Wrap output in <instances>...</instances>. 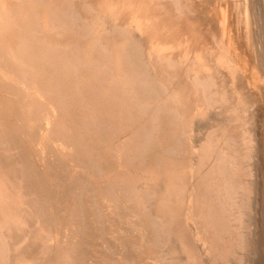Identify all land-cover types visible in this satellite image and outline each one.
<instances>
[{
  "label": "rangeland",
  "instance_id": "obj_1",
  "mask_svg": "<svg viewBox=\"0 0 264 264\" xmlns=\"http://www.w3.org/2000/svg\"><path fill=\"white\" fill-rule=\"evenodd\" d=\"M9 1H11V2H9ZM9 1H8V3H9V5H11L10 6L11 8L12 7L17 8L21 3L26 1L23 3V6L25 4V7H27V6L29 7V8L27 7V9H28L27 11L29 13H35V14L40 13L41 9L43 7H46V6H48L49 10L51 8H55L56 11L54 10V13H56L57 15L53 16V20L55 19V21H53V23L57 22V21L62 22L65 20L64 22H62V23L60 22V23L63 25L62 28H65V26L67 27V28L63 29L64 31L67 30V33L69 31V33L67 35L66 31H65V33H64V31L63 32L61 31L62 28L56 30V31L60 30V32H56L55 29L50 28L48 26L42 27L44 29L46 27V29L48 30V31L46 30V32H48V35L46 32H44V34L42 32L41 36H43L44 39H47V37L51 38V45L52 44L56 45L57 43H58L57 46L61 45L58 49V52L61 53V55L63 57H66L65 59L67 60L68 66L70 68L68 70H66L67 75L66 74L63 75V77L65 78L63 83L62 82L60 83V85L62 87H64L65 89L60 86L61 89L64 90V92H62L63 90H61V93L59 92L60 94L59 93L57 94L58 96L60 95L58 98V101L60 100L59 102L56 101L57 98H56V100H54V98H53L54 95L51 94V97H49V93L46 92L48 89H50V86H52V84H54V81L52 80L51 77H49L50 76L49 74L45 75L44 74L45 72L44 73L42 72L44 74L43 75V74H41V72H39V75L35 74L33 77L39 81V85H42V84L44 85V86H42L43 88H45V86H47L46 89H44L45 91H42V90L36 88V90H40V91H38V92L36 91L35 94L34 93L31 94L36 99V101L34 100L35 104L36 105L39 104L40 105V106L38 105L39 107L44 108V110L43 109L41 110V111H44L42 113L40 112V110H38L40 108H38L37 109L38 111H36V113L39 114L38 119L41 118L40 120H37L36 123H38V124L40 123L41 127L38 124H36V126L33 127L34 129H36L35 131L38 135V136L37 135L36 136L40 138V139L38 138L39 139L38 140L35 137V140H37L38 142L37 141L33 142V145H35L34 147L37 149V152L39 151L38 153L40 155H43L45 158H47V156L49 158H51V155L49 154L48 150L50 151V149L52 150V148L55 147V149L52 151L53 152L57 151L56 153L59 156L58 160H62L60 165L62 166V168H64V170H63V173L65 175V177H64L65 178V182H64L65 184L63 183L64 185H67L68 187H70L71 185H73V182H75V181L77 182L79 179L80 183L82 184V186H80V188L83 187V190H82L83 197H85L86 200L90 201L89 202L90 205H88V207H89L88 209L91 212H89V214H90L89 216H86L87 220H88V218H90L88 220V222L95 221L96 217L98 216L96 219V221L98 223L97 222H95V223H97V225H99V227H104L105 224H107V225H109L108 223L111 224V221L113 220L115 215L117 217L121 216V217H119V220L121 218L127 219V221H125V219L124 220L121 219L123 221L120 220V223L118 221L119 228H120V225H122V228L118 229L119 232L116 233V235H118L119 238L121 237L120 240H118V241H122V242H124L122 244H125V245L127 244L128 247L130 246L129 248H132L131 250H132L133 257L132 256H130V257L124 256L123 257L122 250L120 248L121 246L119 244L115 243L116 241H114L113 237L109 236V234H111V232L105 231L106 233L105 232L100 233V240H98L100 242V248L103 247L100 249L101 255L98 256L99 258L96 259L97 261L94 260L95 258L94 259L91 258L90 261L88 260L87 263L88 264H96L98 262L97 264H100V263L101 264H165V263L166 264H178V263L180 264L183 262V263H187V264H264V63H263L264 62V51H263L264 50V0H212V1H210V0H142V1L141 0H117V2H116V0H114V3L112 0H111L112 2L110 0L109 1L108 0H80V1L79 0H74V1L69 0V2H68V0H66V1L65 0H56V1L53 0L56 3H51L52 1H49V0H48L49 2H47V0L46 1L45 0L40 1V2H39V0H35L33 2V4L30 2V4L32 6H29L28 0H21V1L20 0H9ZM70 1H71V3L74 2V4L73 3L70 4ZM93 1H94V3H93ZM43 2H45L44 6H43ZM59 2H60V4H59ZM67 2H68V4H67ZM75 2L77 4L80 3L77 5L78 7L76 6ZM135 2H136L137 6H138L139 2H141V4L143 6H140L141 4H139V6L136 8ZM11 3H13V4H11ZM39 3L42 7L39 5ZM46 3H48L51 6L46 5ZM62 3H63V5H62ZM65 4H67V6ZM69 4L71 5V7H68V6H70ZM175 4H176V6L178 5L177 7L175 6L177 11L175 10V8L173 6ZM183 4H185L184 7H183ZM12 5H14V6H12ZM15 5H17V7ZM34 5L36 7H37V5L40 6L37 8L38 10L35 9V7H33ZM72 5H74L75 8H73ZM80 5H82L80 7V9L82 10V8H83L82 14H81V10L78 9ZM179 5H182V7H180ZM83 6L86 8V10ZM185 6H187V8ZM181 8L183 10H181ZM61 9L64 10L65 12L64 11L62 12ZM74 9H77L80 13L77 10L75 11ZM59 10H60V12H59ZM67 10H69V11H67ZM129 11L131 14L129 13ZM68 12H69V15H67ZM178 12H181L182 14L181 13L177 14ZM70 13L72 15H70ZM75 13H77V14H75ZM64 14L67 15L68 17L67 16L65 17ZM86 14H88V17ZM83 15H85V16H83ZM55 16H57V17H55ZM77 16H80V17L78 18ZM69 17H71V19H69ZM72 17H73V19H72ZM85 17H87V18H85ZM64 18H66V19H64ZM75 18H76V20H75ZM90 18H92L93 22ZM95 18L97 19V21L95 20ZM67 19L71 21V24H70V21L69 22L67 21ZM89 19L91 20V22L89 21ZM99 19H100V21H99ZM73 20H74L75 24H73ZM85 21L88 22L90 25L95 24L94 27L89 26V24H87ZM94 21H95V23H94ZM67 22L70 24V26H69V24H67ZM84 23H85V25H84ZM72 27H73V29H75L76 27L77 28L75 30H73ZM78 27H79V29H78ZM87 27L88 28L90 27V28L88 29ZM101 27L103 29H101ZM69 28H71V29H69ZM50 29H52V32L50 31ZM76 32L77 33L79 32L78 35ZM108 33H111V34H108ZM121 33H123V34H121ZM49 34H50V36H49ZM115 34H117L118 37ZM118 34L119 35L121 34L122 37H120L121 35L119 36ZM63 35H65V36H63ZM66 35L69 39L66 37ZM85 35H87V36H85ZM109 35H111L110 37L112 39L110 37L108 38ZM57 36H59V37H57ZM87 37H88V39H87ZM106 37H107V40L105 39ZM125 37H127V39ZM61 38H62V40L63 39L64 40L62 41ZM83 38H85V39H83ZM98 38L101 39L102 41L99 40ZM74 39H76V40L74 41ZM131 39H132V41H131ZM68 40L70 41V43ZM80 40H82L83 42L85 41V42L82 44V43H80V42H82ZM88 40H89V42H88ZM125 40H126V43H125ZM43 41H45V40H43ZM104 41H105V43H104ZM115 41H116V44H113ZM133 41H134V43L132 45L133 47H131L130 45L132 44ZM136 41H137V43H136ZM75 42H77L78 46ZM109 42H112V43H109ZM128 42H130L131 44L130 43L128 44ZM79 43L81 44L80 47H79ZM123 43H125V46ZM8 44H10V42H8ZM67 44L69 47L68 49L66 48L67 46L65 47V45H67ZM89 44H90V46H89ZM109 44H110V46H109ZM96 45H98V47H96ZM104 45H107V46H104ZM111 45H115V46H113L114 49H113V47L111 48ZM127 46H128V48H127ZM71 47H72V49H71ZM77 47H79V48H77ZM130 47L133 48L134 50L136 49L135 51H137V53L133 49H131ZM136 47L141 48V49H139L140 50L139 52H138V48H136ZM69 49H71V50H69ZM77 49H79V50H77ZM85 49L87 51H90L92 49L90 51V54L88 53L89 56L87 55V52ZM103 49L104 50L109 49V50L104 53V52H101V51H104ZM125 49L128 50V54H130V52H133L134 54L136 53L135 55H137V57L138 56L139 57H138V59L134 58L135 62H136V59H137V61L138 60L141 61V59H142L141 62L143 64L141 62L140 63L137 62L140 65V67L137 68V66H136L137 63H135L134 60H133V62H130V59L131 58L133 59V56H132L133 53H131V55L128 56V54H126L127 51ZM75 50H76V52H75ZM124 50H125V52H124ZM112 51H114L113 54H112ZM78 52H79V54H81L83 52H84V54H86V55L81 54L82 60H81L80 55H78ZM65 53H66V55H65ZM70 53H72V54H70ZM74 53H76V54H74ZM139 53H140V55H139ZM4 54H8V52H5ZM73 54H74V56H73ZM76 55H77V59L75 57ZM122 55H124L126 58L122 57ZM70 56H72V57L70 58ZM120 56H121V58H120ZM8 57H9V55H8ZM83 57H85V58H83ZM97 57L99 59H97ZM6 58H7V56H6ZM67 58H69V59H67ZM78 58L80 61L78 60ZM86 58L88 59L89 63L87 62ZM107 58L110 60V63H109V60ZM115 58H116V61H114ZM127 58L129 60H126ZM94 59H96V62L94 61ZM89 60H91V61H89ZM101 60H103L104 63ZM74 61H75V63H74ZM127 61H128V63H127ZM129 62L132 64V66L134 65V68H136V71H138L140 76L137 74V72H135V69L133 67H131V64H129ZM6 63L9 64V66L12 65V67L15 68V62H14L13 58L12 59L7 58ZM79 63L81 66L78 65ZM95 63H97V65ZM121 64L124 68L121 66ZM128 64L130 65L127 68L128 70H124L125 66ZM82 66H85V67L82 68ZM120 66L122 69L120 68ZM89 67L91 70H95V71H93L94 75H92L93 72L90 70L91 73L89 72L90 73L89 75H92L90 77H89V75H87L88 74L87 71H88ZM110 67H113V68H111L112 70H110ZM97 68H98V70H97ZM114 68L116 69V71H119V73L117 72L118 74L115 73L116 71H114ZM84 70L86 71V73L82 74L85 72ZM82 71H84V72H82ZM109 71H110V73H109ZM139 71H141V72H139ZM122 72H124V73L120 75V73H122ZM127 72H128V75H126ZM132 72L134 75L132 74ZM142 72H143V74H141ZM72 74H73V76H72ZM107 74H108V76H107ZM129 74H132L133 77L131 78L132 75L130 76ZM135 74H136L137 78H136ZM97 75H99V76H97ZM109 75H110V77H109ZM116 75L118 76V79H117ZM78 76H79V79H78ZM123 76L124 77L129 76V77H128V79H126V78H123ZM121 77L123 79H121ZM42 78L43 79L45 78V80H43ZM74 78H75V80H74ZM82 78L84 80L86 79V81H84V83H83ZM96 78L99 80H97ZM146 78H147V80H146ZM195 78L196 79L198 78L197 81H195V82H200V80L201 81L203 80L204 82H206L205 85L202 84V87L207 89V90L205 89L206 92L203 91L204 88L203 89H202V87L199 88V86H201V83H203V82H200L199 85L195 86L194 80H193ZM114 79H115V81H114ZM1 80H2V82H6L8 84L10 82H12V81H10V79L8 81L4 80V78L1 77V75H0V81ZM77 80H79V83L81 81V84H79ZM138 80L139 81L140 80H146V81H140L139 82ZM207 80H209V81H207ZM42 81L44 83H42ZM89 81H90V83H92L93 86L89 83ZM104 81H105V84L107 83L106 87L104 86L105 85ZM119 81H120V83H119ZM133 81H136L137 83L133 82ZM97 82L99 83V85ZM110 82H111L112 88H111V85L108 84ZM114 82H117V83H114ZM130 82H132V84ZM209 82H210V84L208 87L207 83H209ZM14 83H13V86H15ZM55 84H57V83L55 82ZM71 84L73 87L71 86ZM77 84L79 86H77ZM83 84H85V85L82 86ZM95 84L98 87H96ZM135 84H136V86H135ZM80 85H81V87H80ZM152 85L154 86V88L152 87ZM35 87L36 86H34L33 88L35 89ZM87 87H88V89H87ZM92 87H94V88H92ZM114 89L116 91H114ZM135 89H136V91H135ZM198 89H202V92H201V90H198ZM208 90H209V92H208ZM100 91H102V92H100ZM125 91H126V93H125ZM147 91H149V92H147ZM156 91H157V93L155 94ZM70 92H71V94H70ZM115 92H117V93H115ZM92 93H95V94H92ZM98 93H100V94H98ZM101 93H102V96H101ZM114 93L117 95L111 96ZM200 93H201V95H200ZM41 94L44 98L41 97ZM77 94L80 96V98L84 102H82L80 100V98ZM208 94L211 95L210 97H208L209 99L206 97V95H208ZM37 95H39V98ZM64 95H65V97H64ZM66 95H67V97H66ZM82 95L84 96V98L81 97ZM129 95H131V96H129ZM144 95L148 97L147 98L148 101L142 100L144 98L146 99V97ZM220 95H221V98H220ZM9 96H11V95H9ZM46 96L49 100L46 98V103H45L43 100L45 99ZM61 96H63V97L61 98ZM97 96H98V99H97ZM128 96H129V98H128ZM140 96H144V97H141L142 99H140L139 98ZM155 96H156V98H155ZM153 97H154V99H153ZM37 98L40 100H38ZM69 98L73 99V102H70L71 104L69 103V100H70ZM75 98H76V100H74ZM93 98H94V100H93ZM100 98H101V100H99ZM122 98L124 101L122 100ZM192 98H194V100ZM72 99L70 101H72ZM77 99H79L80 102ZM118 99H119V101H117ZM135 99H136V101H135ZM207 99L209 102L205 101ZM95 100H96V102H95ZM102 100L107 101L106 105L108 104L109 109L111 108L110 110L114 109V106L116 105L117 106L116 111L120 115L122 114V117L124 115L126 117L128 116L129 121L125 122V120H127V119H126V117H124L123 119H121L123 121H117V124H114L113 122H108L109 125H108V123H106L104 125L101 124V127H100V125L99 126L96 125V123L93 124V120L91 117L89 118L85 115L87 117L86 118L84 116L85 112L90 111V110L86 111V108L87 109L90 108L91 110H94V108L98 109L100 106L103 105V104L101 105ZM120 100H122V101L120 102ZM126 100H129V101L126 103ZM187 100H189V101H187ZM195 100H197V101H195ZM199 100L200 101L202 100V101L199 102V104H198ZM88 101L91 102L92 106L89 105L90 102H88ZM92 101H94V102H92ZM170 101L172 103H170ZM43 102H44V105H43ZM60 102L62 104H60ZM87 102H88V104H87ZM119 102L122 104L125 103L124 104L125 109H124V105L118 104ZM131 102H133V103H131ZM135 102H136V104H135ZM145 102H147V103H145ZM67 103H69V104H67ZM77 103H79L80 105ZM137 103L138 104L143 103V105L145 103L146 106H141L142 104L138 105ZM148 103H149V105H147ZM185 103H187L188 105ZM196 103L198 105H196ZM46 104L50 107L49 111L53 109V111H50L51 113L49 112L50 114L48 113V106L45 107ZM65 104L67 105L66 108L69 110H66V111L63 110V108L64 109H66V108H65V106L63 107L62 105H65ZM132 104H133V107H132ZM126 105H128V106H126ZM162 105L164 107L168 106L170 109H173V110H174V108L178 107L179 110L178 109L176 110V111H178V113H177L178 115H175L176 113H174V111L172 113L171 110H170L171 112L168 113L169 108L166 107L167 109H165V108H163ZM170 105H171V107H170ZM181 105H183L182 107L184 110L180 109V108H182ZM57 106L60 109H58ZM69 106L71 108L72 107L76 108L77 110L76 109L74 110L73 108L70 109ZM122 106H123V108L120 109ZM138 106L142 107V110H140V107H138ZM185 106H187V107L185 108ZM189 106H190V108H189ZM53 107H55V108H53ZM144 107H146V108L144 109ZM159 109H161V110H159ZM162 109L163 110L165 109V110L163 111ZM70 110H71V114H73V113L75 114V115L73 114L74 116L69 114ZM119 110H122V111L119 112ZM61 111L63 112V114ZM75 111H77V112L75 113ZM140 111H142V113ZM182 111L183 112L185 111V112L183 113ZM40 113H41V115H40ZM45 113H47L49 115H47ZM57 113H59L63 116H61V115L58 116ZM67 113H68V116H67ZM81 113H82V115H80ZM123 113H125V114H123ZM188 113L190 115H188ZM44 114L46 116H44ZM55 114L57 117L52 116ZM64 114H65V116H64ZM150 114H152V115H150ZM165 114H167V116H165ZM186 114H187V116H186ZM42 115L44 118H42ZM139 115H141V116H139ZM180 115H181V118H180ZM170 116H172V117H170ZM62 117H63V119H62ZM64 117H65V120H64ZM148 117H150V118H148ZM154 117H156V118L154 119ZM131 118H133V120ZM175 118H179V119H175ZM70 119H72V121H70ZM61 120H63V121H61ZM158 120H159V124H158ZM163 120H165V121L168 120V121H166L167 122L166 123ZM73 121H74V123H73ZM84 121L86 122V126H85ZM131 121H133V123ZM60 122L62 124H60V125L58 124L59 126H61V125L63 126L64 124L69 125L71 123L72 125L70 124L69 126L74 127L73 129L78 130L79 128H82V129H79V131H82V130L84 131L87 127V130H90L92 132L94 130V133H92L93 136L98 135L97 133L99 132L100 135L104 134L103 136H108V137H107V139H106V137L104 138V142L98 141V139L94 140V138H92L93 137L92 135L90 136V138L88 137V140H90V142H89V145H86V147H85L87 152L84 150V152L79 155V157H78L79 160H75L76 158L73 159V157L71 156V154H73V153L70 154L71 150H72V152H74V149L71 148L72 146H69V148H71V150H69V149H66L67 147L62 146L63 144H61L58 141H55V143L52 140L50 141L52 143L45 141L46 143L43 142V144L40 142L41 136L43 137V135H44L43 133L44 132L46 133V131L48 132V130H50L51 128H54L53 126H57V124L55 125V123H60ZM81 122H83L84 125ZM87 122H89V123H87ZM162 122H163V124H162ZM170 122H172V123H170ZM80 123H81V125H80ZM121 123L124 124L125 126L122 125ZM76 124H78V125H76ZM164 124H166L165 127H164ZM167 124L168 125L172 124L171 125L172 127L174 126V124H176V127H174V128H176L177 131L175 132L174 131L175 129L173 128V131H174L173 132L171 129L172 127L167 126ZM184 124H185V127H184ZM82 125H83V127H82ZM158 125L160 126L161 129L159 128ZM180 125H181V127H180ZM75 126H77V127H75ZM84 126H85V128H84ZM103 126H104V128H103ZM138 126L140 129L137 128ZM177 126H178V128H177ZM122 127H124V128H122ZM132 128H133V130H130V133H129V129H132ZM164 128H166V129L164 130ZM170 129L172 132L171 134L168 132V131H170ZM179 129H181L182 131L185 130L186 132L184 133ZM103 130H105V131H103ZM116 130H118V131H116ZM137 130H138V132H137ZM90 131L87 134V136H89V134H91ZM157 131H159V133ZM163 131H165L166 134H165V132L163 133ZM180 132H182V133H180ZM117 133H119V134H117ZM48 134L49 133H47L46 136H48ZM163 134L165 135V138H164ZM168 134L170 135V137H172V134H175L176 138H174L175 136L173 135V137L170 138L171 140H169ZM111 135L112 136L114 135V136L112 137ZM153 135H154V137H153ZM185 135H186V137H185ZM109 136H111V140L108 143L106 141L109 140ZM119 136L121 139L119 138ZM178 136H180V138H182V140H179L180 142H178V140L175 141V139H180ZM48 137L46 138V140L49 139ZM183 137L186 138L187 143L185 141V138H183ZM164 139L166 142L163 141ZM157 140L162 142V143L160 142L161 145L158 144L159 141H157ZM168 140L173 141V143L170 144V142ZM183 140L185 143L184 145H183ZM112 141H114V142L112 143ZM117 141L119 142V144ZM98 142H100L101 144ZM115 142H116V144H115ZM133 142H134V144H133ZM48 143H50V145H48ZM86 143H87V141H86ZM95 143H97V144H95ZM111 143H112V145H111ZM140 143H142V144H140ZM150 143H151V146H150ZM155 143L157 145H159L158 149L159 148H160V150L162 149L161 151L158 150L160 153L157 152V148L155 149L156 153H154V154L152 153V152H154V149H152L150 147H152V144H153V148H154V146L157 147V145ZM165 143H167L168 146L170 144V146L168 147ZM180 143L182 144L181 148L180 147L178 148V144L180 146ZM105 144L112 146L113 149L112 148L109 149L107 147L110 151L112 150V152L107 151L108 149H106ZM173 144L175 145V147L177 146L176 147L177 149L173 148V146H174ZM100 145H102V146H100ZM117 145H120V146L118 147ZM122 145L123 146L125 145V146L123 147ZM171 145L173 148L172 152H171V150H169V149H172ZM185 145H186V149L190 146L187 151H185L186 150L184 148ZM98 146H100V147H98ZM161 146H163V148H165V146H167V148H166L167 152ZM182 146H184V147L182 148ZM47 147H49V148H47ZM130 147H133V149L132 148L129 149ZM203 147L208 148L207 151H209L208 152L209 155L206 151H204L206 149H204ZM97 148L102 149L101 155H99L100 152L98 151ZM95 149H97V153H96ZM149 149L150 150L152 149V152H150ZM182 149H185V150H182ZM67 151H68V153H67ZM177 151H178V153H177ZM182 151H183V153H182ZM162 152H163V154H162ZM111 153H113L116 156H112L113 154H111ZM149 153H152L151 156H149L150 155ZM156 154H158V155L162 154L161 157L162 158L164 157V159H166V160H164L165 161V163H164L165 167L162 164L164 162V161H162L163 159L159 160L160 156L158 158V161L156 160V157L158 156ZM98 155L101 157H99ZM103 155H105V156H103ZM117 155H118V157H117ZM109 156H112V157H110V159H109L108 158ZM116 157H117V159H116ZM172 157L173 158L175 157L173 160L174 162L173 161L168 162L169 159ZM111 158H114L115 160L114 159L112 160ZM180 158L183 160V161L181 160L182 162L179 160ZM89 159H90V161H89ZM167 159H168V161H167ZM176 159H178V160H176ZM221 159H223V160L221 161ZM94 160L95 161L97 160L96 162H98V163H96ZM69 161H71V162H69ZM114 161H115L116 166H115V164H113ZM159 161H161V162H159ZM224 161H225V163H224ZM87 162L93 163V164H89V166H88ZM156 162H158V164ZM221 162H223L224 164ZM108 163H109V165H108ZM175 163H177V165H175ZM178 163H180L181 166L183 165V167H186V168H181L180 164H178ZM219 163H221L223 165H221ZM157 165H158V167H157ZM208 165H209V168H207ZM218 165H219V167H217ZM90 166H91V168H90ZM176 167H178V169H176ZM179 167L181 169L180 172L182 170L184 171L186 169L185 170L186 171L185 177H187L188 174H189L188 175L189 177H187L186 179L182 178L181 181L183 183L178 182V185H177L178 189L176 191L179 190V192L174 193V194H172L173 193L172 192V193H170L171 195H167L166 199H164L166 195L164 196L163 193L164 192L166 193V191L168 189V187H167L168 183L171 184V181L167 180V178H166L167 174H165L164 171H166V173L169 172V174L171 175L172 171L179 170ZM118 168H119V170H118ZM197 168H198V170H197ZM89 169H91V170H89ZM115 170H117V172ZM120 170H121V172H120ZM170 170H172V171H170ZM220 170H221V173L219 172ZM87 171H89L88 172V173H90L89 175H88ZM114 171H115V174L117 173L116 175L114 173H112ZM189 171L193 174V176H191ZM192 171L195 173H193ZM203 171H205V172H203ZM106 172L107 173L110 172L109 175H107ZM163 172H164V174H163ZM202 173H203V176H202ZM195 174L199 175L200 177L197 178V176H195ZM105 175H107V176H105ZM181 175H183V173H181ZM76 177H77V179H76ZM81 177H83V178H81ZM105 177H106V179H105ZM120 177H122V178H120ZM130 177H132V178H130ZM203 177H204V180L207 179L209 182L208 183L205 180V182L207 184L206 187H210V188L206 189L205 186H203V188H202L201 184L205 185V183L203 181L201 182V180H203ZM69 178H70V181H69ZM73 179H76V180H73ZM83 179H84V182H83ZM128 179H131V180L127 181ZM225 179H227V180H225ZM185 180L187 183L185 182ZM112 181L113 182L115 181V182L122 184L123 187L129 186L128 187L129 190H127V191L122 190L119 185H117V187H116V190L117 191L119 190L118 192L123 193V195L121 197L124 198L126 196V198H125L126 202L124 201L122 203L121 207L118 206L120 209L119 208L117 209L116 208L117 206L115 207L113 202L108 200V198L105 197V193H103V194L101 193L102 187L105 186V184L107 186V184L109 182H112ZM193 181L198 182L197 185ZM121 182H123V183H121ZM199 182H201V184ZM227 182H230L229 184H231V185H229ZM128 183H129V185H128ZM210 183H211V185L213 184L212 185L213 187L210 186ZM194 186H196L197 188ZM231 186L233 187L234 190L232 189ZM86 187H87V189L89 188L88 189L89 191L86 189ZM204 187L207 191L204 189ZM226 187L229 189H225ZM98 188H100L101 190H98ZM165 188H166V191H165ZM160 190H162V191H160ZM76 191L78 194L79 190H77V188H76ZM157 191L159 193L161 192L160 193L161 195ZM176 191H174V192H176ZM86 192H88V193H86ZM127 192H129V193H127ZM132 193H134V194H132ZM201 193L207 194V195L206 196L202 195V197H203L202 198ZM85 194H86V196H85ZM126 194H128V195H126ZM194 194L197 196L195 197ZM87 195H90L89 198ZM135 195H137L138 197H136ZM98 196H99V198H98ZM163 196H164V198H163ZM169 196H171V197H169ZM92 197H94V198H92ZM206 198L208 199V201L205 203V205L207 203L209 205L212 201V203H211L212 205L211 206L209 205L207 208H206L207 205L205 206L203 204L204 203L203 201H205ZM98 199H99V202H98ZM128 199H131V200L134 199V201H132V202L130 200L127 201ZM162 199L165 200L164 202L168 201L167 203H170V205H171L170 206L171 209H169L170 211L168 210V207H167V210L165 209L166 211L161 210L158 203L161 202ZM171 199H172V201H171ZM197 199L201 203L203 202L202 203L203 208H205L204 211H203V208L201 206H198V205H201V203L198 202ZM80 200H81V197H80ZM96 201H97V204L94 207H92L94 205V203H96ZM91 202H92V204H91ZM134 202L136 203V206H135ZM219 202H221V203L219 204ZM107 203H109L108 206H107ZM16 204H18V203L16 202L14 205H16ZM177 205H179L178 208H180V209H182V211H184L183 212L184 214L181 217L182 220H180V217H179V221H178L179 225L178 226H176L177 225L175 223L176 220L173 219V216L175 214H178L177 212H179V210H180V209H176ZM112 206H114V207H112ZM129 206H130V208H128ZM134 206H135L136 211L139 209L138 212H136V213H133L135 211L132 210L134 208ZM99 207H101V208H99ZM197 207H198V209H197ZM199 207H201V208L199 209ZM156 208L158 209V211ZM110 209H111V211H110ZM115 209H116L115 213L117 212L116 214L114 213ZM125 209L126 210L129 209V210L127 212L125 211L126 214L123 215L122 213L124 212ZM162 209H164V208H162ZM209 209L211 211L212 210L213 211L210 212ZM97 210L100 212H98ZM173 210L175 212L176 211L177 212L175 213ZM129 211H131L132 215L130 214ZM182 211L180 210V212H182ZM197 211H198V213L200 211L202 213L198 215V213L196 214ZM221 211H223V212H221ZM139 212H140V214H139ZM180 212H179V214H180ZM210 213L214 214V216L211 214L212 217L210 216V218H209L207 216V214L210 215ZM172 214H174V215L172 216ZM140 215H142V216H140ZM215 215H217V216H215ZM101 216L103 218L100 221ZM131 216H133L134 218H132ZM144 216H145V218H144ZM159 216H160V218H159ZM206 216L208 218H206ZM109 217H111V218H109ZM141 217L145 220V222L147 224V225H145L142 223L145 228L141 224L139 225V223L142 222ZM215 217H217V218H215ZM92 218L94 220H92ZM204 218H206V221L203 220ZM225 219H226V221H224ZM103 220H105V221L103 222ZM138 221H139V223H138ZM173 221H174V223H173ZM180 221H181V223H180ZM113 222H114V220L112 221V223ZM127 223H128V226L126 227ZM150 223H152V224H150ZM173 225H174V227H173ZM123 226H124V228H123ZM137 226H138V228H137ZM222 226L224 227V229L227 226H229V227H227L224 230ZM169 227L170 228L173 227L174 229L171 230L172 228L170 229ZM203 227H205V228L207 227L208 229L206 228L207 229L206 230ZM215 227H216V229H215ZM146 228H147V230H146ZM112 230H110V231H112ZM148 230H150V231L147 232ZM182 232H183V234L181 235ZM34 235H35V237L33 236L34 238L32 237L29 241L27 240V245L28 244L32 245L34 243L38 244L39 241H41V239H39L40 237L36 236L37 234H34ZM105 236H106V239H105ZM161 237H162V239H161ZM107 238L109 239V241L107 240ZM215 238H216V240H215ZM110 239H111V241H110ZM105 241L106 242L108 241V243H106ZM103 242H105L106 244L105 243L102 244ZM111 242H113L112 245H109ZM89 246H90V244H89ZM120 250H121V254L119 255ZM103 251H105V252H103ZM102 257H104V258H102ZM127 258H129V260ZM67 259L68 258H65L63 260L66 261ZM114 260H115V262H114ZM29 261H31V260L26 261L25 264H30L32 262V261L31 262H29ZM107 261H109V262H107Z\"/></svg>",
  "mask_w": 264,
  "mask_h": 264
},
{
  "label": "bare ground",
  "instance_id": "obj_2",
  "mask_svg": "<svg viewBox=\"0 0 264 264\" xmlns=\"http://www.w3.org/2000/svg\"><path fill=\"white\" fill-rule=\"evenodd\" d=\"M8 1L9 0H0V75H1V77H3L4 78V80H6V81H8L9 79H10V81H12L14 84H15V86H13V83L12 82H10L9 84L8 83H6V82H2V80L0 81V264H25V262L26 261H28V260H31V261H29V262H31L30 264H88L87 262H88V260L90 261V259L91 258H95L94 260H96L97 258H99L98 256L99 255H101L100 254V252H101V248H103V247H101L100 248V242L98 241V240H100V233H104L105 231L106 232H111V234H109V236L110 237H113V239H114V241H116L115 243H117V244H119L121 247V250H122V255H123V257L124 256H128V257H130V256H132L133 257V255H132V248H129L128 247V245L126 244H122V243H124V242H122V241H118V240H120V238H119V236L118 235H116V233H118L119 231H118V229H120V228H122V225H120V228H119V225H118V221H119V223H120V220L121 219H123V218H121L120 220H119V217H121V216H119V217H117L115 214L117 213H115V211H116V209L114 210V215H115V217L113 218V220H114V222L112 223V221H111V224L110 223H108L109 225H107V224H105V226L104 227H99V225H97V221H96V219H97V217H96V219H95V221H92V222H88V220L90 219V218H88V220H87V218H86V216H89L90 214H89V212H91L88 208V205H90V201H88V200H86L85 199V197H83V194H82V190H83V187H81L80 188V186H82V184L80 183V181H79V179H78V181L76 182H73V185H71L70 187H68L67 185H64L65 183V175H64V173H63V170H64V168H62V166L60 165V163H61V161L62 160H58L59 159V156H58V154L56 153L57 151H52V150H54L55 149V147L54 148H52V150L50 149V151L48 150V152H49V154L51 155V158H49L48 156H47V158H45L43 155H40L38 152H37V149L34 147L35 145H33V142L34 141H37V140H35V137L38 139L39 137H37L38 135H37V133H36V129H34L33 127L34 126H36V124H38V123H36V121L37 120H40L41 118H39L38 119V113H36V111H38V110H40V112L42 113V112H44V111H41L42 109L44 110V108H41V107H39L38 105H36L35 104V102H34V100L36 101V99H35V97L34 96H32L31 94H35V92L37 91H40V90H42V91H45L44 89H46V87L47 86H45V88H43L42 86H44L43 84L42 85H39V81L37 80V79H35V78H33L34 77V75L36 74H38L39 75V72H41V74H43L44 72V74L45 75H47V74H49L48 76L49 77H51L52 78V80L54 81V84H52V86H50V89H48L46 92H48L49 93V97H51V94L52 95H54V100H56V98H57V102H59L58 101V98H59V96L57 95L59 92L61 93V90H63V89H61V85H60V83L62 82L63 83V81H64V77H63V75L64 74H66V70H68L70 67L68 66V63H67V60L65 59L66 57H63L62 55H61V53H59L58 52V49H59V47L61 46V45H59V46H57L58 45V43L56 44V45H51V38H49V37H47V39H44V37L43 36H41L42 35V32H43V34H44V32H46V27H45V29L44 28H42V27H44V26H48V27H50V28H53V29H55V31L57 30V29H60V28H62L63 27V25L61 24L62 22H64V21H60V22H54L53 23V21H55V19L53 20V16L54 15H57L56 13H54V10H55V8H51L50 10H49V8H48V6H46V7H43L42 9H41V11H40V13H38V14H35V13H29L27 10V7H25V4H24V6H23V3L24 2H26V1H24L23 3H19L20 5L17 7V5H15L17 8H15V7H10L11 5H9V3H8ZM21 1V0H20ZM29 2V6H32L31 4H30V2L33 4V2L35 1V0H28ZM40 1H44V0H39V2ZM46 1V0H45ZM49 1H52L51 3H56L55 1H53V0H49ZM48 0H47V2H49ZM66 1V0H65ZM74 1V0H73ZM80 1V0H79ZM109 1V0H108ZM107 1V2H108ZM111 1V0H110ZM113 1V3H114V0H112ZM111 1V2H112ZM142 1V0H141ZM210 1H212V0H210ZM9 2H11V1H9ZM37 2V1H36ZM35 2V3H36ZM63 2V1H62ZM68 2H69V0H68ZM68 2H67V4H68ZM106 2V3H107ZM116 2H117V0H116ZM137 2V1H136ZM136 2H135V5H136ZM168 2V1H167ZM175 2V1H174ZM44 3L45 2H43V6H44ZM66 3V2H65ZM73 4H74V2H72ZM71 3V1H70V4H72ZM76 3V2H75ZM82 3V2H81ZM84 3V2H83ZM93 3H94V1H93ZM109 3V2H108ZM132 3V2H131ZM134 3V2H133ZM138 3V2H137ZM145 3V2H144ZM171 3V2H170ZM11 4H13V3H11ZM38 4V3H37ZM59 4H60V2H59ZM67 4H65L66 6H67ZM69 4V5H70ZM78 4H80V3H78ZM77 3H76V6L78 5ZM139 4H141V2H139ZM139 4H138V6H139ZM177 4V3H176ZM176 4L175 5H173L174 6V8H175V10L177 11V9H176V7L178 6H176ZM39 5H40V3H39ZM46 5H49L48 3H46ZM62 5H63V3H62ZM113 5V4H112ZM171 5V4H170ZM184 5L185 4H183V7H184ZM254 5V4H253ZM12 6H14V5H12ZM41 6V5H40ZM40 6H38L37 5V7L34 5L33 7H35V9H37L38 7H40ZM49 6H51V5H49ZM73 6V8H75L74 7V5H72ZM82 5H80L79 6V8L78 9H80V7H81ZM137 5H136V8L138 7ZM140 6H143L142 4L140 5ZM176 6V7H175ZM180 7H182V5H179ZM42 7V6H41ZM59 7V6H58ZM62 7V6H61ZM68 7H71V5L70 6H68ZM78 7V6H77ZM84 7V6H83ZM186 8H187V6H185ZM14 8V9H13ZM29 8V7H28ZM60 8V7H59ZM85 8V7H84ZM66 9V8H65ZM144 9V8H143ZM185 9V8H184ZM190 9V8H189ZM38 10V9H37ZM62 10V9H61ZM70 10V9H69ZM69 10H67V11H69ZM75 11L77 10V9H74ZM81 10V9H80ZM85 10H86V8H85ZM137 10V9H136ZM169 10V9H168ZM179 10V9H178ZM181 10H183L182 8H181ZM186 10V9H185ZM56 11V10H55ZM64 10H62V12H63ZM72 11V10H71ZM74 11V12H75ZM78 11V10H77ZM82 11H83V8H82V10H81V14H82ZM165 11V10H164ZM34 12V11H33ZM59 12H60V10H59ZM58 12V13H59ZM65 12V11H64ZM79 12V11H78ZM167 12V11H166ZM185 12V11H184ZM193 12V11H192ZM72 13V12H71ZM70 13V15H72ZM80 13V12H79ZM129 13H130V11H129ZM128 13V14H129ZM165 13V12H164ZM179 13H181V12H178L177 14H179ZM75 14H77V13H75ZM80 14V15H81ZM85 14V13H84ZM131 14V13H130ZM160 14V13H159ZM182 14V13H181ZM180 14V15H181ZM184 14V13H183ZM59 15V14H58ZM67 15H69V12H68V14ZM67 15H65L64 14V16L66 17ZM87 15V17H88V14H86ZM76 16V15H75ZM83 16H85V15H83ZM93 16V15H92ZM179 16V15H178ZM55 17H57V16H55ZM68 17V16H67ZM78 18L80 17V16H77ZM87 17H85V18H87ZM97 17V16H96ZM146 17V16H145ZM188 18V17H187ZM62 19V18H61ZM64 19H66V18H64ZM69 19H71V17H69ZM72 19H73V17H72ZM91 20H92V18H90ZM89 19V21L91 22V20ZM57 20V19H56ZM59 20V19H58ZM75 20H76V18H75ZM81 20V19H80ZM95 20L97 21V19L95 18ZM67 21L69 22L70 20H68L67 19ZM99 21H100V19H99ZM67 22V24H69ZM86 22V21H85ZM92 22H93V20H92ZM87 24H89L88 22H86ZM94 23H95V21H94ZM42 24V25H41ZM70 24H71V21H70ZM70 24H69V26H70ZM73 24H75L74 23V20H73ZM72 24V25H73ZM187 24V23H186ZM65 25V24H64ZM82 25V24H81ZM84 25H85V23H84ZM95 25V24H94ZM94 25H90L89 24V26H93L94 27ZM68 26V27H69ZM79 26V25H78ZM83 26V25H82ZM88 26V25H87ZM65 28H67L66 26H65ZM65 28H62L61 29V31L63 32L64 30L63 29H65ZM77 28V27H76ZM75 28V29H76ZM83 28V27H82ZM88 28V27H87ZM90 28V27H89ZM88 28V29H89ZM92 28V27H91ZM69 29H71V28H69ZM72 29H73V27H72ZM75 29H73V30H75ZM78 29H79V27H78ZM93 29V28H92ZM101 29H103L102 27H101ZM100 29V30H101ZM113 29V28H112ZM42 30V31H41ZM91 30V29H90ZM48 31V30H47ZM50 31L52 32V29H50ZM66 31V34L68 35V33H69V31H68V33H67V30H65ZM65 31H64V33H65ZM80 31V30H79ZM118 31V30H117ZM56 32H60V30L59 31H56ZM71 32V31H70ZM186 32V31H185ZM47 33V35H48V32H46ZM77 33V32H76ZM79 33V32H78ZM78 33H77V35H78ZM81 33V32H80ZM115 33V32H114ZM61 34V33H60ZM87 34V33H86ZM90 34V33H89ZM108 34H111V33H108ZM113 34V33H112ZM121 34H123V33H121ZM120 34V35H121ZM67 35H66V37H67ZM80 35V34H79ZM97 35V34H96ZM116 36H117V34H115ZM114 35V36H115ZM119 35V34H118ZM119 35V36H120ZM49 36H50V34H49ZM60 36V35H59ZM59 36H57V37H59ZM63 36H65V35H63ZM62 36V37H63ZM72 36V35H71ZM83 36V35H82ZM85 36H87V35H85ZM84 36V37H85ZM111 35H109L108 36V38L110 37ZM56 37V38H57ZM75 37V36H74ZM79 37V36H78ZM81 37V36H80ZM94 37V36H93ZM96 37V36H95ZM98 37V36H97ZM100 37V36H99ZM118 37V36H117ZM120 37H122V35L120 36ZM65 38V37H64ZM68 38V37H67ZM111 38V37H110ZM115 38V37H114ZM126 39H127V37H125ZM54 39V38H53ZM69 39V38H68ZM83 39H85V38H83ZM87 39H88V37H87ZM86 39V40H87ZM90 39V38H89ZM92 39V38H91ZM99 39V38H98ZM106 40H107V37L105 38ZM112 39V38H111ZM43 40H45V41H43ZM57 40V39H56ZM61 40H62V38H61ZM64 40V39H63ZM62 40V41H63ZM76 39H74V41H75ZM99 40H101V39H99ZM104 40V39H103ZM10 42V44H8V42ZM67 41V40H66ZM65 41V42H66ZM69 41V40H68ZM80 41H82V40H80ZM102 41V40H101ZM131 41H132V39H131ZM135 41V40H134ZM134 41L132 42V44L130 43V42H128V44L130 43L131 45V47H133L132 45H133V43H134ZM221 41V40H220ZM7 42V43H6ZM57 42V41H56ZM85 42V41H84ZM83 41L82 42H80V43H84ZM87 42V41H86ZM88 42H89V40H88ZM107 42V41H106ZM69 43H70V41H69ZM68 43V44H69ZM76 44H77V42H75ZM79 43V47H80V44ZM92 43V42H91ZM90 43V44H91ZM104 43H105V41H104ZM109 43H112V42H109ZM125 43H126V40H125ZM125 43H123L124 44V46H125ZM136 43H137V41H136ZM66 44V43H65ZM68 44L67 45H65V47L68 49L69 47H68ZM75 44V45H76ZM90 44H89V46H90ZM98 44V43H97ZM113 44H116V41L113 43ZM127 44V45H128ZM72 45V44H71ZM74 45V46H75ZM92 45V44H91ZM94 45V44H93ZM99 45V44H98ZM98 45H96V47H98ZM219 45V44H218ZM77 46H78V44H77ZM87 46V45H86ZM104 46H107V45H104ZM103 46V47H104ZM109 46H110V44H109ZM113 46H115V45H111V48L113 47ZM263 46V45H262ZM64 47V48H65ZM73 47V46H72ZM72 47H71V49H72ZM79 47H77V48H79ZM93 47V46H92ZM130 47V48H131ZM75 48V47H74ZM73 48V49H74ZM90 48V47H89ZM105 48V47H104ZM110 48V47H109ZM127 48H128V46H127ZM136 48H138V47H136ZM71 49H69V50H71ZM95 49V48H94ZM113 49H114V47H113ZM131 49H133V48H131ZM139 49H141V48H138V52L140 51ZM62 50V49H61ZM77 50H79V49H77ZM86 50V49H85ZM92 50V49H91ZM90 50V51H91ZM96 50V49H95ZM101 50V49H100ZM104 50V49H103ZM109 50V49H108ZM107 49L106 50H104V51H101V52H106V51H108ZM126 50V49H125ZM125 50H124V52H125ZM134 50V49H133ZM136 50V49H135ZM134 50V51H135ZM83 51V50H82ZM90 51H87L86 50V52H87V55H88V53L90 54ZM117 51V50H116ZM127 52H126V54H128V50H126ZM214 51V50H213ZM264 51V50H263ZM5 52H8V54H4ZM62 52V51H61ZM75 52H76V50H75ZM96 52V51H95ZM110 52V51H109ZM136 53H137V51H135ZM232 52V51H231ZM63 53V52H62ZM67 53V52H66ZM66 53H65V55H66ZM73 53V52H72ZM72 53H70V54H72ZM81 53V52H80ZM97 53V52H96ZM114 53V51H112V54ZM131 53H133V52H130V54H128V56H130L131 55ZM135 53V54H136ZM262 53V52H261ZM68 54V53H67ZM74 54H76V53H74ZM74 54H73V56H74ZM81 54H84V52L83 53H81ZM81 54H79V52H78V55H80V57H81V60H82V56H81ZM93 54V53H92ZM109 54V53H108ZM122 54V53H121ZM125 54V55H126ZM134 53H133V59L131 58L130 59V62H133V60H134V62H135V59L134 58H137L138 59V57H137V55H135ZM257 54V53H256ZM8 55H9V57H8ZM84 55H86V54H84ZM100 55V54H99ZM105 55V54H104ZM107 55V54H106ZM120 55V54H119ZM139 55H140V53H139ZM6 56H7V58L8 59H14V62H15V68L14 67H12V65L11 66H9V64H7L6 63ZM68 56V55H67ZM89 56V55H88ZM94 56V55H93ZM109 56V55H108ZM112 56V55H111ZM131 56V57H132ZM72 56H70V58H71ZM76 57V59H77V55L75 56ZM79 57V56H78ZM86 57V56H85ZM85 57H83V58H85ZM99 57V56H98ZM97 57V59H99ZM102 57V56H101ZM122 57H124V58H126L124 55H122ZM95 58V57H94ZM117 58V57H116ZM116 58H115V60L114 61H116ZM120 58H121V56H120ZM67 59H69V58H67ZM87 59V58H86ZM102 59V58H101ZM105 59V58H104ZM108 59V58H107ZM137 59H136V62L135 63H137V62H141L142 61V59H141V61H137ZM140 59V58H139ZM78 60H79V58H78ZM85 60V59H84ZM83 60V61H84ZM106 60V59H105ZM109 60V59H108ZM125 60V59H124ZM123 60V61H124ZM126 60H129L128 58L126 59ZM192 60V59H191ZM80 61V60H79ZM89 61H91V60H89ZM94 61L96 62V59H94ZM102 62H103V60H101ZM112 61V60H111ZM158 61V60H157ZM77 62V61H76ZM87 62H88V59H87ZM98 62V61H97ZM129 62V64H131ZM170 62V61H169ZM168 62V63H169ZM74 63H75V61H74ZM89 63V62H88ZM104 63V62H103ZM107 63V62H106ZM109 63H110V60H109ZM112 63V62H111ZM127 63H128V61H127ZM134 63V64H135ZM142 63V62H141ZM156 63V62H155ZM171 63V62H170ZM264 63V62H263ZM83 64V63H82ZM96 65H97V63H95ZM124 64V63H123ZM124 65L125 66V69L124 70H128L127 68L130 66V65ZM143 64V63H142ZM78 65H80V63L78 64ZM85 65V64H84ZM87 65V64H86ZM89 65V64H88ZM91 65V64H90ZM17 66V67H16ZM71 66V65H70ZM81 66V65H80ZM108 66V65H107ZM121 66H122V64H121ZM121 66H120V68H121ZM137 68L138 67H140V65L137 63ZM77 67V66H76ZM75 67V68H76ZM83 67H85V66H82V68ZM92 67V66H91ZM101 67V66H100ZM114 67V66H113ZM113 67H110V70H112L111 68H113ZM116 67V66H115ZM123 67V66H122ZM131 67H133L134 68V65L132 66V64H131ZM229 67V66H228ZM66 68V69H65ZM74 68V67H73ZM81 68V69H82ZM93 68V67H92ZM95 68V67H94ZM102 68V67H101ZM124 68V67H123ZM145 68V67H144ZM86 69V68H85ZM103 69V68H102ZM101 69V70H102ZM109 69V68H108ZM122 69V68H121ZM132 69V68H131ZM135 69V72H137V74L139 75V73H138V71H136V68H134ZM161 69V68H160ZM169 69V68H168ZM90 67H89V69H88V74L87 75H89L91 72H90ZM97 70H98V68H97ZM119 70V69H118ZM133 70V69H132ZM131 70V71H132ZM138 70V69H137ZM141 70V69H140ZM143 70V69H142ZM72 71V70H71ZM85 71V70H84ZM84 71H82V72H84ZM92 72L93 71H95V70H91ZM107 71V70H106ZM114 71H116V69L114 68ZM144 71V70H143ZM160 71V70H159ZM43 72V73H42ZM80 72V71H79ZM90 72V73H89ZM98 72V71H97ZM119 73V71H116L115 73L116 74H118ZM134 72V73H135ZM139 72H141V71H139ZM146 72V71H145ZM162 72V71H161ZM160 72V73H161ZM166 72V71H165ZM169 72V71H168ZM74 73V72H73ZM86 73V71L84 72V73H82V74H85ZM104 73V72H103ZM109 73H110V71H109ZM124 72H122V73H120V75L121 74H123ZM147 73V72H146ZM43 74V75H44ZM80 74V73H79ZM81 74V75H82ZM102 74V73H101ZM132 74H133V72H132ZM132 74H129L130 76L132 75ZM141 74H143V72L141 73ZM176 74V73H175ZM67 75V74H66ZM92 75H94V72H93V74ZM92 75H89V77L90 76H92ZM125 75V74H124ZM126 75H128V72H127V74ZM134 75V74H133ZM133 75L131 76V78L133 77ZM148 75V74H147ZM72 76H73V74H72ZM97 76H99V75H97ZM107 76H108V74H107ZM113 76V75H112ZM117 76V75H116ZM115 76V77H116ZM135 76H136V74H135ZM140 76V75H139ZM41 77V76H40ZM83 77V76H82ZM109 77H110V75H109ZM129 77V76H128ZM128 77L126 76V77H124L123 76V78H126V79H128ZM67 78V77H66ZM70 78V77H69ZM72 78V77H71ZM98 78V77H97ZM96 78V79H97ZM100 78V77H99ZM108 78V77H107ZM122 77H121V79H123ZM136 78H137V76H136ZM148 78V77H147ZM147 78H146V80H147ZM214 78V77H213ZM35 79V80H34ZM41 79V78H40ZM43 79V78H42ZM73 79V78H72ZM78 79H79V76H78ZM88 79V78H87ZM117 79H118V76H117ZM141 79V78H140ZM145 79V78H144ZM196 79V78H195ZM195 79H193L194 80V84H195V86L196 85H199L200 84V82H203V83H201V86H199V88H201L202 87V84L203 85H205L206 84V82H204L203 80L201 81L200 80V82H195V81H197V79L195 80ZM200 79V78H199ZM43 80H45V78L43 79ZM74 80H75V78H74ZM82 80H83V83H84V81H86V79L84 80L83 78H82ZM97 80H99V79H97ZM146 80H140V81H146ZM171 80V79H170ZM58 81V82H57ZM72 81V80H71ZM78 81V83H79V80H77ZM88 81V80H87ZM114 81H115V79H114ZM122 81V80H121ZM127 81V80H126ZM139 81V80H138ZM139 81V82H140ZM207 81H209V80H207ZM38 84H37V83ZM50 82V81H49ZM55 82L57 83V84H55ZM68 82V81H67ZM76 82V81H75ZM100 82V81H99ZM107 82V81H106ZM109 82V81H108ZM133 82H136V81H133ZM12 83V84H11ZM42 83H44L43 81H42ZM52 83V82H51ZM86 83V82H85ZM89 83H90V81H89ZM94 83V82H93ZM98 83V82H97ZM114 83H117V82H114ZM119 83H120V81H119ZM131 84H132V82H130ZM137 83V82H136ZM150 83V82H149ZM148 83V84H149ZM193 83V82H192ZM191 83V84H192ZM197 83V84H196ZM11 84V85H10ZM48 84V83H47ZM76 84V83H75ZM79 84H81V81H80V83ZM87 84V83H86ZM91 85H92V83H90ZM104 84H105V81H104ZM107 84V83H106ZM106 84L104 85L105 87H106ZM108 84H110L111 85V82L110 83H108ZM126 84V83H125ZM153 84V83H152ZM209 84H210V82L209 83H207V86L209 87ZM212 84V83H211ZM66 85V84H65ZM74 85V84H73ZM85 84H83L82 86H84ZM96 85V84H95ZM98 85H99V83H98ZM34 86H36L35 87V89L33 88ZM49 86V85H48ZM61 86V87H60ZM70 86V85H69ZM71 86H72V84H71ZM77 86H79L78 84H77ZM93 86V85H92ZM102 86V85H101ZM103 86V87H104ZM114 86V85H113ZM130 86V85H129ZM135 86H136V84H135ZM68 87V86H67ZM73 87V86H72ZM80 87H81V85H80ZM86 87V86H85ZM96 87H98L97 85H96ZM108 87V86H107ZM117 87V86H116ZM132 87V86H131ZM130 87V88H131ZM152 87L154 88V86L152 85ZM36 88L37 89H40V90H36ZM62 88H64V87H62ZM71 88V87H70ZM92 88H94V87H92ZM101 88V87H100ZM111 88H112V85H111ZM134 88V87H133ZM204 87H202V89H203ZM65 89V88H64ZM86 89V88H85ZM87 89H88V87H87ZM104 89V88H103ZM106 89V88H105ZM202 89H198V90H201V92H202ZM206 88H204V90L203 91H205L206 92V90H205ZM90 90V89H89ZM101 90V89H100ZM87 91V90H86ZM114 91H116L115 89H114ZM135 91H136V89H135ZM152 91V90H151ZM62 92H64V90L62 91ZM67 92V91H66ZM65 92V93H66ZM85 92V91H84ZM90 92V91H89ZM93 92V91H92ZM99 92V91H98ZM100 92H102V91H100ZM121 92V91H120ZM119 92V93H120ZM132 92V91H131ZM147 92H149V91H147ZM208 92H209V90H208ZM40 93V92H39ZM59 93V94H60ZM96 93V92H95ZM95 93H92V94H95ZM113 93V92H112ZM115 93H117V92H115ZM112 94L111 96H116L117 94ZM125 93H126V91H125ZM157 93V91L155 92V94ZM169 93V92H168ZM217 93V92H216ZM67 94V93H66ZM70 94H71V92H70ZM91 94V95H92ZM98 94H100V93H98ZM132 94V93H131ZM138 94V93H137ZM148 94V93H147ZM146 94V95H147ZM197 94V93H196ZM9 95H11V96H9ZM78 95V94H77ZM88 95V94H87ZM123 95V94H122ZM149 95V94H148ZM185 95V94H184ZM200 95H201V93H200ZM38 96V98H39V95H37ZM71 96V95H70ZM69 96V97H70ZM79 96V95H78ZM101 96H102V93H101ZM129 96H131V95H129ZM129 96H128V98H129ZM137 96V95H136ZM145 96V95H144ZM144 96H140L139 98L140 99H142L141 97H144ZM150 96V95H149ZM187 96V95H186ZM204 96V95H203ZM211 95H206V97L208 98V97H210ZM41 97H43L42 96V94H41ZM63 96H61V98H62ZM64 97H65V95H64ZM66 97H67V95H66ZM81 97H83L84 98V96L82 95ZM107 97V96H106ZM146 97V99L144 98V99H142V100H146V101H148V97L147 96H145ZM160 97V96H159ZM197 97V96H196ZM205 97V96H204ZM203 97V98H204ZM37 98V99H38ZM44 98V97H43ZM46 98H47V96L45 97V99L43 100L45 103H46ZM78 98V97H77ZM79 98H80V96H79ZM105 98V97H104ZM114 98V97H113ZM152 98V97H151ZM150 98V99H151ZM155 98H156V96H155ZM180 98V97H179ZM212 98V97H211ZM220 98H221V95H220ZM48 99V98H47ZM51 99V98H50ZM67 99V98H66ZM70 99V98H69ZM72 99V98H71ZM70 99V100H71ZM92 99V98H91ZM97 99H98V96H97ZM120 99V98H119ZM119 99L117 100V101H119ZM134 99V98H133ZM139 99V100H140ZM153 99H154V97H153ZM181 99V98H180ZM186 99V98H185ZM193 100H194V98H192ZM197 99V98H196ZM200 99V98H199ZM209 99V98H208ZM208 99L207 100H205V101H208ZM38 100H40V99H38ZM49 100V99H48ZM69 100V103L70 102H73V99H72V101H70ZM74 100H76V98L74 99ZM77 100H79V99H77ZM80 100L82 101V102H84L81 98H80ZM80 100H79V102H80ZM85 100V99H84ZM89 100V99H88ZM93 100H94V98H93ZM99 100H101V98L99 99ZM122 100H123V98H122ZM122 100H120V102L122 101ZM198 100V99H197ZM197 100H195V101H197ZM221 100V99H220ZM228 100V99H227ZM42 101V100H41ZM52 101V100H51ZM105 101V102H104ZM116 101V102H117ZM124 101V100H123ZM129 100H126V103L128 102ZM135 101H136V99H135ZM143 101V102H144ZM152 101V100H151ZM185 101V100H184ZM187 101H189V100H187ZM192 101V100H191ZM202 101V100H201ZM200 100L198 101V104H199V102H201ZM204 101V102H205ZM44 102H43V105H44ZM77 102V101H76ZM88 102H90V101H88ZM88 102H87V104H88ZM92 102H94V101H92ZM95 102H96V100H95ZM106 100H102L101 101V105L102 106H100L98 109H95L94 108V110H91L90 108L89 109H87L86 108V111L87 110H90L89 112L87 111V112H85V114H84V116L86 115L87 117H91L92 118V120H93V124L94 123H96V125H100V127H101V124L102 125H104V124H106V123H108V122H113L114 124H117V121H123V120H121V119H123L124 117H126L125 115L122 117V114L120 115L117 111H116V109H117V106L115 105L114 106V109H112V110H110L109 109V106H108V104L106 105ZM115 102V101H114ZM113 102V103H114ZM118 103L119 105L121 104V105H124L125 103ZM139 102V101H138ZM156 102V101H155ZM182 102V101H181ZM209 102V101H208ZM42 103V102H41ZM50 103V102H49ZM48 103V104H49ZM52 103V102H51ZM54 103V102H53ZM69 103H67V104H69ZM86 103V102H85ZM99 103V102H98ZM110 103V102H109ZM112 103V104H113ZM131 103H133V102H131ZM145 103H147V102H145ZM145 103H144V105H143V103H140V104H142L141 106H146L145 105ZM150 103V102H149ZM149 103L147 104V105H149ZM170 103H172L171 101H170ZM183 103V102H182ZM190 103V102H189ZM192 103V102H191ZM56 104V103H55ZM60 104H62L61 102H60ZM71 104V103H70ZM73 104V103H72ZM77 104H79V103H77ZM84 104V103H83ZM82 104V105H83ZM135 104H136V102H135ZM138 104V103H137ZM140 104H138V105H140ZM151 104V103H150ZM156 104V103H155ZM159 104V103H158ZM181 104V103H180ZM185 104H187V103H185ZM197 103H196V105H198ZM42 105V104H41ZM80 105V104H79ZM89 105L90 106H92V104H91V102L89 103ZM94 105V104H93ZM98 105V104H97ZM114 105V104H113ZM173 105V104H172ZM184 105V104H183ZM183 105H181V107L183 106ZM188 105V104H187ZM190 105V104H189ZM208 105V104H207ZM46 106H48L47 104L45 105V107ZM51 106V105H50ZM55 106V105H54ZM63 107L65 106V108H66V104L65 105H62ZM126 106H128V105H126ZM163 106V105H162ZM161 106V107H162ZM191 106V105H190ZM190 106H189V108H190ZM205 106V105H204ZM44 107V106H43ZM52 107V106H51ZM58 107V106H57ZM61 107V106H60ZM70 107V106H69ZM68 107V108H69ZM75 107V106H74ZM89 107V106H88ZM94 107V106H93ZM97 107V106H96ZM120 107V106H119ZM132 107H133V104H132ZM138 107H140V106H138ZM166 107H168V106H166ZM166 107H164L163 106V108H165V109H167ZM170 107H171V105H170ZM187 106H185V108H186ZM38 108H40V109H38ZM49 106H48V113L50 112V111H53V109L52 110H50L49 111ZM53 108H55V107H53ZM62 108V107H61ZM73 108V107H72ZM71 107H70V109H72ZM79 108V107H78ZM81 108V107H80ZM123 108V106L120 108V109H122ZM146 107H144V109H145ZM169 108V107H168ZM38 109V110H37ZM47 109V108H46ZM58 109H60L59 107H58ZM74 110L76 109V108H73ZM119 109V108H118ZM124 109H125V105H124ZM129 109V108H128ZM131 109V108H130ZM134 109V108H133ZM137 109V108H136ZM164 109V110H165ZM179 110V108L177 107V108H174V110L173 109H170L169 108V112L168 113H170L171 111H172V113H173V111H174V113H176L175 115H178L177 113H178V111H176V110ZM180 109H183V107L182 108H180ZM188 109V108H187ZM198 109V108H197ZM200 109V108H199ZM63 110H69V109H64L63 108ZM77 110V109H76ZM132 110V109H131ZM140 110H142V107H140ZM159 110H161V109H159ZM163 110V109H162ZM163 110V111H164ZM171 110V111H170ZM184 110V109H183ZM64 111V112H65ZM81 111V110H80ZM120 111H122V110H119V112ZM129 111V110H128ZM127 111V112H128ZM162 111V112H163ZM176 111V112H175ZM192 111V110H191ZM62 112V111H61ZM73 112V111H72ZM77 111H75V113H76ZM132 112V111H131ZM141 113H142V111H140ZM154 112V111H153ZM183 112V111H182ZM185 112V111H184ZM183 112V113H184ZM190 112V111H189ZM41 113H40V115H41ZM51 113V112H50ZM49 113V114H50ZM56 113V112H55ZM133 113V112H132ZM156 113V112H155ZM161 113V112H160ZM181 113V112H180ZM233 113V112H232ZM235 113V112H234ZM45 114H47V113H45ZM44 114V116H46ZM49 114H47V115H49ZM53 114V113H52ZM62 114H63V112H62ZM69 114H71V110H70V112H69ZM74 114V113H73ZM73 114H71L72 116H74ZM123 114H125V113H123ZM127 114V113H126ZM145 114V113H144ZM57 115L59 116V115H61V114H59V113H57ZM77 115V114H76ZM80 115H82V113L80 114ZM133 115V114H132ZM150 115H152V114H150ZM159 115V114H158ZM173 115V114H172ZM188 115H190L189 113H188ZM52 116H56V114L55 115H52ZM61 116H63V115H61ZM64 116H65V114H64ZM67 116H68V113H67ZM66 116V117H67ZM85 116V117H86ZM130 116V115H129ZM139 116H141V115H139ZM165 116H167V114H165ZM164 116V117H165ZM186 116H187V114H186ZM57 117V116H56ZM80 117V116H79ZM86 117V118H87ZM128 117V116H127ZM126 117V119L127 120H125V122L126 121H129V117L127 118ZM170 117H172V116H170ZM179 117V116H178ZM34 118V119H33ZM42 118H44L43 117V115H42ZM60 118V117H59ZM72 118V117H71ZM77 118V117H76ZM139 118V117H138ZM148 118H150V117H148ZM156 117H154V119H155ZM162 118V117H161ZM160 118V119H161ZM180 118H181V115H180ZM56 119V118H55ZM61 119V118H60ZM62 119H63V117H62ZM75 119V118H74ZM114 119V120H113ZM132 120H133V118H131ZM159 119V120H160ZM175 119H179V118H175ZM187 119V118H186ZM64 120H65V117H64ZM69 120V119H68ZM67 120V121H68ZM88 120V119H87ZM159 120H158V124H159ZM169 120V119H168ZM168 120H166V121H168ZM47 121V120H46ZM61 121H63V120H61ZM70 121H72V119H70ZM76 121V120H75ZM81 121V120H80ZM83 121V120H82ZM157 121V120H156ZM163 121H165V120H163ZM165 121V122H166ZM170 121V120H169ZM174 121V120H173ZM181 121V120H180ZM179 121V122H180ZM183 121V120H182ZM48 122V121H47ZM65 122V121H64ZM132 123H133V121H131ZM73 123H74V121H73ZM78 123V122H77ZM83 125H84V123H85V126H86V122L84 121V123L83 122H81ZM81 123H80V125H81ZM87 123H89V122H87ZM92 123V122H91ZM119 123V122H118ZM167 123V122H166ZM170 123H172V122H170ZM57 124V126H53L54 128H51L50 130H48V132L46 131V133L44 132L43 134V137L41 136V140H40V142L43 144V142L44 143H46V142H50L51 140L55 143V141H58V142H60L61 144H63L62 146H65V147H67L66 149H69V150H71V148H73L74 149V152H72V150H71V152H70V154L71 153H73V154H71V156L73 157V159L74 158H76L75 160H79L78 159V157H79V155L80 154H82L83 152H84V150L86 151V149H85V147H86V145H89V142H90V140H88V137L90 138V136L92 135V133H94V130H93V132L92 131H90V130H87V127H86V129L83 131H79V129H82V128H79L78 130L77 129H73L74 127H72V126H69V125H66V124H64L63 126L61 125V126H59L60 124H62L61 122L60 123H55V125ZM59 124V125H58ZM122 124V123H121ZM162 124H163V122H162ZM38 125H40V123L38 124ZM72 125V124H71ZM76 125H78V124H76ZM83 125H82V127H83ZM89 125V124H88ZM108 125H109V123H108ZM122 125H124V124H122ZM145 125V124H144ZM165 125L166 124H164V127H165ZM172 125V124H171ZM171 125H168L167 124V126H170V127H172ZM178 125V124H177ZM182 125V124H181ZM181 125H180V127H181ZM45 126V125H44ZM85 126H84V128H85ZM117 126V125H116ZM125 126V125H124ZM129 126V125H128ZM142 126V125H141ZM148 126V125H147ZM156 126V125H155ZM159 126V125H158ZM40 127H41V125H40ZM47 127V126H46ZM75 127H77V126H75ZM80 127V126H79ZM96 127V126H95ZM109 127V126H108ZM107 127V128H108ZM174 127H176V124H174V126L171 128L172 129V131H173V128ZM184 127H185V124H184ZM89 128V127H88ZM103 128H104V126H103ZM122 128H124V127H122ZM137 128H139V126L137 127ZM159 128H160V126H159ZM177 128H178V126H177ZM47 129V128H46ZM91 129V128H90ZM126 129V128H125ZM140 129V128H139ZM161 129V128H160ZM159 129V130H160ZM166 128H164V130H165ZM171 129H170V131H168L170 134L172 133L171 132ZM175 130V132L177 131V129L176 128H174ZM130 130H133V128L132 129H129V133H130ZM135 130V129H134ZM156 130V129H155ZM158 130V129H157ZM179 130H181V129H179ZM89 131L91 132V134H89V136H87V134L89 133ZM103 131H105V130H103ZM109 131V130H108ZM113 131V130H112ZM116 131H118V130H116ZM115 131V132H116ZM128 131V130H127ZM173 131V132H174ZM182 131V130H181ZM123 132V131H122ZM137 132H138V130H137ZM158 133H159V131H157ZM165 131H163V133H164ZM182 132H186L185 130L184 131H182ZM182 132H180V133H182ZM47 133H49L48 134V136H46L47 135ZM53 133V134H52ZM113 133V132H112ZM120 133V132H119ZM119 133H117V134H119ZM128 133V132H127ZM142 133V132H141ZM98 135H96V136H93L92 138H94V140L95 139H98V141H101V142H104V138L106 137V139H107V137L108 136H103L102 134L100 135L99 134V132L97 133ZM155 134V133H154ZM165 134H166V132H165ZM179 134V133H178ZM37 135V136H36ZM52 135V136H51ZM123 135V134H122ZM126 135V134H125ZM135 135V134H134ZM143 135V134H142ZM159 135V134H158ZM164 135V134H163ZM169 135V134H168ZM173 135L175 136V134H172V137H173ZM112 136V135H111ZM111 136H109V140L108 141H106V142H108L109 143V141L111 140ZM114 136V135H113ZM112 136V137H113ZM128 136V135H127ZM160 136V135H159ZM158 136V137H159ZM181 136V135H180ZM180 136H178L179 138H180ZM49 138V139H47L46 140V138ZM99 137V138H98ZM142 137V136H141ZM153 137H154V135H153ZM172 137H170V135L168 136V138H169V140H171L170 138H172ZM185 137H186V135H185ZM185 137H183V138H185ZM119 138H120V136H119ZM140 138V137H139ZM164 138H165V135H164ZM174 138H176V136L174 137ZM40 139V138H39ZM38 139V140H39ZM121 139V138H120ZM167 139V138H166ZM93 140V139H92ZM113 140V139H112ZM124 140V139H123ZM141 140V139H140ZM162 140V139H161ZM168 140V141H169ZM178 140V142H180L179 140H182V138H180V139H175V141H177ZM46 141V142H45ZM86 141H87V143H86ZM129 141V140H128ZM131 141V140H130ZM152 141V140H151ZM157 141H159V140H157ZM163 141H165V139L163 140ZM185 141H186V138H185ZM38 142V141H37ZM97 142V141H96ZM114 141H112V143H113ZM118 142V141H117ZM141 142V141H140ZM160 142L161 141H159V143L158 144H160ZM166 142V141H165ZM170 142V144H172L173 143V141H169ZM50 143H52V142H50ZM50 143H48V145H50ZM94 143V142H93ZM98 143H100V142H98ZM112 143H111V145H112ZM122 143V142H121ZM153 143V142H152ZM162 143V142H161ZM186 143H187V141H186ZM95 144H97V143H95ZM101 144V143H100ZM115 144H116V142H115ZM118 144H119V142H118ZM128 144V143H127ZM133 144H134V142H133ZM140 144H142V143H140ZM156 144V143H155ZM166 145H167V143H165ZM170 144H169V146H170ZM185 143H184V140H183V145H184ZM94 145V144H93ZM106 146V149H110V148H112V146L111 145H108V144H105ZM130 145V144H129ZM137 145V144H136ZM157 145V144H156ZM161 145V144H160ZM163 145V144H162ZM174 145V144H173ZM177 145V144H176ZM181 143H180V146H179V144H178V148L180 147L181 148ZM189 145V144H188ZM209 145V144H208ZM39 146V145H38ZM37 146V147H38ZM41 146V145H40ZM47 146V145H46ZM69 146H72L71 148H69ZM96 146V145H95ZM100 146H102V145H100ZM100 146H98V147H100ZM104 146V145H103ZM118 147L120 146V145H117ZM123 146V145H122ZM121 146V147H122ZM125 146V145H124ZM123 146V147H124ZM150 146H151V143H150ZM164 146V145H163ZM163 146H161L162 148H163ZM168 146V145H167ZM167 146H165V148H163V149H165V151H166V148H167ZM168 146V147H169ZM227 146V145H226ZM108 147V148H107ZM116 147V146H115ZM120 147V148H121ZM122 147V148H123ZM129 147V146H128ZM158 147H159V145H157V147H155L154 146V148H153V144H152V147H150V148H152V149H154V152H152V149L150 150V152H152L153 154L154 153H156L155 151V149L157 148V152L158 153H160L159 151H161L160 150V148L158 149ZM177 147V146H176ZM175 147V145L173 146V148H176ZM184 146H182V148H183ZM190 147V146H189ZM189 147L186 149V145H185V149H182V150H185V151H187L188 149H189ZM205 147V146H204ZM203 147V148H204ZM207 147V146H206ZM40 148V147H39ZM47 148H49V147H47ZM57 148V147H56ZM64 148V147H63ZM91 148V147H90ZM104 148V147H103ZM126 148V147H125ZM133 149V147H130L129 149ZM171 148H172V145H171ZM173 148L172 149H169V150H171V152L173 151ZM43 149V148H42ZM65 149V150H66ZM98 149V151L100 152V154L99 155H101L102 153H101V148H97ZM97 149H95L96 150V153H97ZM100 149V150H99ZM107 150V151H110V150ZM113 149V148H112ZM137 149V148H136ZM141 149V148H140ZM177 149V148H176ZM175 149V150H176ZM204 149H206V150H204V151H206L207 153L209 152V151H207L208 150V148H204ZM159 150V151H158ZM168 150V149H167ZM174 150V151H175ZM179 150V149H178ZM47 151V150H46ZM105 151V150H104ZM118 151V150H117ZM133 151V150H132ZM144 151V150H143ZM66 152V151H65ZM87 152V151H86ZM85 152V153H86ZM91 152V151H90ZM93 152V151H92ZM98 152V153H99ZM110 152H112V150L110 151ZM128 152V151H127ZM131 152V151H130ZM137 152V151H136ZM135 152V153H136ZM167 152V151H166ZM180 152V151H179ZM46 153V152H45ZM67 153H68V151H67ZM104 153V152H103ZM117 153V152H116ZM119 153V152H118ZM134 153V152H133ZM141 153V152H140ZM152 153H149L150 155L149 156H151V154ZM177 153H178V151H177ZM182 153H183V151H182ZM181 153V154H182ZM206 153V154H207ZM220 153V152H219ZM42 154V153H41ZM57 154V155H56ZM61 154V153H60ZM63 154V153H62ZM87 154V153H86ZM111 154H113V153H111ZM130 154V153H129ZM128 154V155H129ZM162 154H163V152H162ZM162 154H160V155H158V154H156V155H158L157 157H156V160L158 161V158H159V156H160V158H159V160H162V161H164V160H166V159H164V157L162 158L161 157V155ZM205 154V155H206ZM211 154V153H210ZM66 155V154H65ZM88 155V154H87ZM86 155V156H87ZM98 155V156H99ZM109 155V154H108ZM124 155V154H123ZM136 155V154H135ZM141 155V154H140ZM208 155H209V153H208ZM57 156V157H56ZM67 156V155H66ZM103 156H105V155H103ZM112 156H116V155H112ZM112 156H109L108 158L110 159V157H112ZM134 156V155H133ZM137 156V155H136ZM155 156V155H154ZM165 156V155H164ZM81 157V156H80ZM99 157H101V156H99ZM117 157H118V155H117ZM117 157H116V159H117ZM125 157V156H124ZM219 157V156H218ZM115 158V157H114ZM114 158H111L112 160L114 159ZM138 158V157H137ZM151 158V157H150ZM153 158V157H152ZM173 158V157H172ZM172 158H170L169 159V161H168V159H167V161L168 162H170V161H173L174 160V158L172 159ZM187 158V157H186ZM83 159V158H82ZM81 159V160H82ZM94 159V158H93ZM99 159V158H98ZM97 159V160H98ZM119 159V158H118ZM121 159V158H120ZM128 159V158H127ZM172 159V160H171ZM184 159V158H183ZM188 159V158H187ZM210 159V158H209ZM96 160V161H97ZM108 160V159H107ZM115 160V159H114ZM135 160V159H134ZM137 160V159H136ZM176 160H178V159H176ZM180 161L182 160L181 158L179 159ZM199 160V159H198ZM220 160V159H219ZM223 159H221V161H222ZM89 161H90V159H89ZM95 161V160H94ZM95 161V162H96ZM100 161V160H99ZM104 161V160H103ZM127 161V160H126ZM183 161V160H182ZM181 161V162H182ZM66 162V161H65ZM69 162H71V161H69ZM105 162V161H104ZM108 162V161H107ZM118 162V161H117ZM159 162H161V161H159ZM174 162V161H173ZM68 163V162H67ZM88 163V162H87ZM96 163H98V162H96ZM157 164H158V162H156ZM164 163H165V161L162 163L163 165H164ZM172 163V162H171ZM184 163V162H183ZM221 163H223V162H221ZM221 163H219V164H221ZM224 163H225V161H224ZM223 163V164H224ZM76 164V163H75ZM74 164V165H75ZM89 164H93V163H88V166H89ZM106 164V163H105ZM113 164H115V161H114V163ZM122 164V163H121ZM161 164V165H162ZM173 164V163H172ZM178 164H180V163H178ZM223 164H221V165H223ZM80 165V164H79ZM108 165H109V163H108ZM167 165V164H166ZM175 165H177V163H175ZM187 165V164H186ZM185 165V166H186ZM210 165V164H209ZM209 165H208V167L207 168H209ZM77 166V165H76ZM85 166V165H84ZM95 166V165H94ZM115 166H116V164H115ZM121 166V165H120ZM151 166V165H150ZM171 166V165H170ZM180 166H181V164H180ZM188 166V165H187ZM204 166V165H203ZM75 167V166H74ZM80 167V166H79ZM123 167V166H122ZM156 167V166H155ZM157 167H158V165H157ZM164 167H165V165H164ZM174 167V166H173ZM172 167V168H173ZM205 167V166H204ZM217 167H219V165L217 166ZM223 167V166H222ZM87 168V167H86ZM90 168H91V166H90ZM120 168V167H119ZM119 168H118V170H119ZM181 168H186V167H183V165L181 166ZM95 169V168H94ZM124 169V168H123ZM161 169V168H160ZM168 169V168H167ZM170 169V168H169ZM176 169H178V167H176ZM188 169V168H187ZM200 169V168H199ZM219 169V168H218ZM223 169V168H222ZM89 170H91V169H89ZM104 170V169H103ZM109 170V169H108ZM114 170V169H113ZM122 170V169H121ZM121 170H120V172H121ZM180 167H179V170H174V171H172V170H170V171H172V174L170 175L169 174V172L168 173H166V171H164L165 172V174H167L166 175V178H167V180L168 181H171V184L170 183H168V189H167V191H166V188H165V191H166V193L164 192L163 193V195L165 196V198H164V196H163V198L164 199H166V197H167V195H171L170 193H172V194H174V193H177V192H179V190L178 191H176L178 188H177V185H178V182L180 183V182H182L181 180H182V178L184 179H186L187 177H189L188 175H187V177H185L186 175H185V170L183 171H181L180 172ZM194 170V169H193ZM197 170H198V168H197ZM86 171V170H85ZM101 171V170H100ZM116 172H117V170H115ZM115 171L114 172H112V173H114L115 174ZM125 171V170H124ZM218 171V170H217ZM229 171V170H228ZM89 171H87V173H88ZM91 172V171H90ZM123 172V171H122ZM164 172H163V174H164ZM193 172V171H192ZM203 172H205V171H203ZM208 172V171H207ZM220 173H221V170L219 171ZM223 172V171H222ZM226 172V171H225ZM93 173V172H92ZM103 173V172H102ZM107 173V172H106ZM110 173V172H109ZM109 173H107V175H109ZM181 173H183V175H181ZM189 173L191 174V176H193V174L189 171ZM193 173H195V172H193ZM227 173V172H226ZM225 173V174H226ZM90 173H88V175H89ZM117 174V173H116ZM115 174V175H116ZM122 174V173H121ZM124 174V173H123ZM129 174V173H128ZM205 174V173H204ZM212 174V173H211ZM210 174V175H211ZM223 174V173H222ZM72 175V174H71ZM107 175H105V176H107ZM112 175V174H111ZM201 175V174H200ZM137 176V175H136ZM195 176H197V178L198 177H200L199 175H196L195 174ZM202 176H203V173H202ZM207 176V175H206ZM205 176V177H206ZM224 176V175H223ZM228 176V175H227ZM238 176V175H237ZM67 177V176H66ZM225 177V176H224ZM81 178H83V177H81ZM108 178V177H107ZM120 178H122V177H120ZM130 178H132V177H130ZM193 178V177H192ZM202 178V177H201ZM200 178V179H201ZM223 178V177H222ZM221 178V179H222ZM229 178V177H228ZM232 178V177H231ZM76 179H77V177H76ZM76 179H73V180H76ZM88 179V178H87ZM105 179H106V177H105ZM109 179V178H108ZM107 179V180H108ZM189 179V178H188ZM187 179V180H188ZM90 180V179H89ZM125 180V179H124ZM129 180H131V179H128L127 181H129ZM206 180V182H208V180L207 179H205ZM205 180H204V177H203V180H201V182L203 181L204 183H205V185H203V184H201V182H199L201 185H202V188H203V186H205L206 187V182H205ZM225 180H227V179H225ZM229 180V179H228ZM69 181H70V178H69ZM106 181V180H105ZM121 181V180H120ZM231 181V180H230ZM67 182V181H66ZM83 182H84V179H83ZM134 182V181H133ZM185 182H186V180H185ZM194 182V181H193ZM224 182V181H223ZM64 183V184H63ZM101 183V182H100ZM111 183V184H110ZM121 183H123V182H121ZM183 183V182H182ZM187 183V182H186ZM194 183H196V185H197V183L198 182H194ZM209 183V182H208ZM214 183V182H213ZM228 184L230 183V182H227ZM75 184V185H74ZM131 184V183H130ZM190 184V183H189ZM193 184V183H192ZM191 184V185H192ZM89 185V184H88ZM117 185H119L120 186V188L122 189V190H124V191H127V190H129V186L127 187H123V185L122 184H120V183H118V182H109L108 184H107V186H106V184H105V186H103L102 187V194L103 193H105V197L106 198H108V200H110V201H112L113 202V204H114V206L118 209L119 207H121V205H122V203L126 200L125 198H126V196L123 198V197H121L122 195H123V193H121V192H118L117 190H116V187H117ZM128 185H129V183H128ZM132 185V184H131ZM130 185V186H131ZM194 185V184H193ZM213 185V184H212ZM211 185V183H210V186H212ZM229 185H231V184H229ZM233 185V184H232ZM87 186V185H86ZM93 186V185H92ZM166 186V185H165ZM228 186V185H227ZM235 186V185H234ZM91 187V186H90ZM96 187V186H95ZM98 187V186H97ZM164 187V186H163ZM194 187H196V186H194ZM193 187V188H194ZM201 187V186H200ZM205 187H204V189H205ZM213 187V186H212ZM232 187V186H231ZM76 188H77V190H79V193L77 194V191H76ZM197 188V187H196ZM201 188V189H202ZM207 188H210V187H206V189ZM86 189H87V187H86ZM89 189V188H88ZM87 189V190H88ZM136 189V188H135ZM155 189V188H154ZM181 189V188H180ZM205 189V190H206ZM225 189H229V188H225ZM231 189V188H230ZM232 189H233V187H232ZM231 189V190H232ZM98 190H101L100 188H98ZM203 190V189H202ZM204 190V191H205ZM230 190V191H231ZM234 190V189H233ZM86 191V190H85ZM89 191V190H88ZM93 191V190H92ZM131 191V190H130ZM160 191H162V190H160ZM174 191H176V192H174ZM207 191V190H206ZM213 191V190H212ZM229 191V192H230ZM158 192V191H157ZM201 192V191H200ZM84 193V192H83ZM86 193H88V192H86ZM93 193V192H92ZM127 193H129V192H127ZM159 193V192H158ZM161 193V192H160ZM159 193V194H160ZM182 193V192H181ZM206 193V192H205ZM216 193V192H215ZM132 194H134V193H132ZM158 194V195H159ZM82 195V196H81ZM96 195V194H95ZM126 195H128V194H126ZM130 195V194H129ZM161 195V194H160ZM183 195V194H182ZM192 195V194H191ZM195 195V194H194ZM202 195H204V196H206L207 194H202L201 193V197H202ZM229 195V194H228ZM85 196H86V194H85ZM88 196V198H89V196L90 195H87ZM97 196V195H96ZM136 197H138L137 195H135ZM134 196V197H135ZM173 196V195H172ZM197 195H195V197H196ZM80 197H81V200H80ZM169 197H171V196H169ZM191 197V196H190ZM92 198H94V197H92ZM98 198H99V196H98ZM102 198V197H101ZM203 198V197H202ZM212 198V197H211ZM161 199V198H160ZM164 199H162V201L161 202H159L158 203V205H159V207L161 208V210L162 211H166L167 210V207H168V210L169 209H171L170 208V203H167L168 201H166V202H164L165 200ZM195 199V198H194ZM225 199V198H224ZM90 200V199H89ZM107 200V199H106ZM134 201V199L133 200H131V199H128L127 201ZM169 200V199H168ZM200 200V199H199ZM105 201V200H104ZM146 201V200H145ZM171 201H172V199H171ZM185 201V200H184ZM197 201H198V199H197ZM208 201V199L206 198V200L205 201H203L202 203L205 205V203ZM226 201V200H225ZM18 203V204H16V205H14L15 203ZM95 202V201H94ZM98 202H99V199H98ZM126 202V201H125ZM136 202V201H135ZM134 202V203H135ZM138 202V201H137ZM158 202V201H157ZM170 202V201H169ZM198 202H200V201H198ZM197 202V203H198ZM210 202V201H209ZM214 202V201H213ZM106 203V202H105ZM130 203V202H129ZM133 203V204H134ZM148 203V202H147ZM173 203V202H172ZM171 203V204H172ZM201 203V202H200ZM201 203V205H198V206H201L202 208H203V204ZM211 203H212V201H211ZM209 204L210 206L212 205V204ZM221 202H219V204H220ZM226 203V202H225ZM91 204H92V202H91ZM97 204V201H96V203H94V205L92 206V207H94L95 205ZM108 204L109 203H107V206H108ZM131 204V203H130ZM132 204V205H133ZM124 205V204H123ZM138 205V204H137ZM207 205V206H206ZM205 206H206V208L209 206L208 205V203L206 204ZM114 206H112V207H114ZM119 206V207H118ZM135 206H136V203H135ZM135 206H134V208L132 209L133 211H135V212H133V213H136V212H138V210L136 211L135 210ZM157 206V205H156ZM178 206L179 205H177V208L176 209H180V208H178ZM196 206V205H195ZM227 206V205H226ZM23 207V208H22ZM91 207V206H90ZM181 207V206H180ZM201 207H199V209L201 208ZM223 207V206H222ZM225 207V206H224ZM97 208V207H96ZM99 208H101V207H99ZM111 208V207H110ZM125 208V207H124ZM128 208H130V206L128 207ZM162 208H164V209H162ZM174 208V209H175ZM196 208V207H195ZM91 209V208H90ZM114 209V208H113ZM120 209V208H119ZM122 209V208H121ZM157 209V208H156ZM166 209V210H165ZM197 209H198V207H197ZM214 209V208H213ZM223 209V208H222ZM102 210V209H101ZM129 210V209H128ZM128 210H124V212L122 213L123 215L124 214H126V212L128 211ZM181 211H182V209H180ZM180 210H179V212H180ZM195 210V209H194ZM205 210V208H203V211ZM93 211V210H92ZM98 211V210H97ZM110 211H111V209H110ZM120 211V210H119ZM126 211V212H125ZM157 211H158V209H157ZM170 211V210H169ZM174 211V210H173ZM209 211L210 212H212L210 209H209ZM224 211V210H223ZM223 211H221V212H223ZM94 212V211H93ZM96 212V211H95ZM98 212H100V211H98ZM104 212V211H103ZM130 212V214H131V211H129ZM147 212V211H146ZM175 212V211H174ZM177 212V211H176ZM175 212V213H176ZM179 212H177L178 214H172V216H173V219L174 220H176L175 221V223L177 224L176 226H178L179 224H178V221H179V217H180V220H182L181 219V217L183 216V212L184 211H182V212H180V214H179ZM215 212V211H214ZM109 213V212H108ZM143 213V212H142ZM198 213V211L196 212V214ZM202 212L200 211L199 213H198V215L199 214H201ZM216 213V212H215ZM220 213V212H219ZM94 214V213H93ZM99 214V213H98ZM119 214V213H118ZM139 214H140V212H139ZM158 214V213H157ZM160 214V213H159ZM166 214V213H165ZM169 214V213H168ZM195 214V213H194ZM206 214V213H205ZM212 213H210V215L209 214H207V216L210 218V216L212 217V215L214 216V214H212ZM113 215V214H112ZM121 215V214H120ZM132 215V214H131ZM136 215V214H135ZM178 215V216H177ZM107 216V215H106ZM140 216H142V215H140ZM171 216V215H170ZM204 216V215H203ZM206 216V218H208ZM215 216H217V215H215ZM93 217V216H92ZM126 217V216H125ZM132 218H134L133 216H131ZM130 217V218H131ZM137 217V216H136ZM139 217V216H138ZM158 217V216H157ZM164 217V216H163ZM175 217V218H174ZM205 217V216H204ZM103 217L101 216L100 217V221H101V219H102ZM109 218H111V217H109ZM127 218V217H126ZM142 218V217H141ZM144 218H145V216H144ZM159 218H160V216H159ZM206 218H204L203 220H205L206 221ZM215 218H217V217H215ZM105 219V218H104ZM125 219V218H124ZM123 219V220H124ZM129 219V218H128ZM92 220H94L93 218H92ZM108 220V219H107ZM123 220H121V221H123ZM214 220V219H213ZM25 221V222H24ZM105 220H103V222H104ZM109 221V220H108ZM107 221V222H108ZM125 221H127V219H125ZM131 221V220H130ZM141 223H139V221H138V223H139V225L141 224L143 227H144V225L143 224H145V225H147L146 224V222H145V220L142 218L141 219ZM161 221V220H160ZM208 221V220H207ZM218 221V220H217ZM220 221V220H219ZM224 221H226V219L224 220ZM95 222H97V223H95ZM170 222V221H169ZM214 222V221H213ZM102 223V222H101ZM135 223V222H134ZM143 223V224H142ZM163 223V222H162ZM173 223H174V221H173ZM180 223H181V221H180ZM207 223V222H206ZM210 223V222H209ZM137 224V223H136ZM150 224H152V223H150ZM218 224V223H217ZM134 225V224H133ZM132 225V226H133ZM138 225V224H137ZM216 225V224H215ZM103 226V225H102ZM109 226V227H108ZM128 226V223L126 224V227ZM150 226V225H149ZM171 226V225H170ZM224 226V225H223ZM222 226V227H223ZM131 227V226H130ZM173 227H174V225H173ZM173 227H169L171 230H173L174 228ZM184 227V226H183ZM182 227V228H183ZM211 227V226H210ZM227 227H229V226H227ZM226 227V228H227ZM123 228H124V226H123ZM133 228V227H132ZM137 228H138V226H137ZM142 228V227H141ZM145 228V227H144ZM168 228V227H167ZM203 228H205V227H203ZM207 228V227H206ZM205 228V229H206ZM225 228V229H226ZM113 229V230H112ZM134 229V228H133ZM151 229V228H150ZM185 229V228H184ZM208 229V228H207ZM206 229V230H207ZM215 229H216V227H215ZM223 229H224V227H223ZM224 229V230H225ZM110 230H112V231H110ZM127 230V229H126ZM132 230V229H131ZM141 230V229H140ZM146 230H147V228H146ZM145 230V231H146ZM150 230H148L147 232H149ZM161 231V230H160ZM212 231V230H211ZM223 231V230H222ZM105 232V233H106ZM130 232V231H129ZM164 232V231H163ZM184 232V231H183ZM183 232L181 233V235L183 234ZM218 232V231H217ZM155 233V232H154ZM224 233V232H223ZM228 233V232H227ZM34 234H37L36 236H39L40 238L39 239H41V241H39V243L37 244V243H34V244H28L27 245V240L29 241L33 236L35 237V235ZM108 234V233H107ZM145 234V233H144ZM175 234V233H174ZM222 234V233H221ZM120 235V234H119ZM147 235V234H146ZM142 236V235H141ZM33 237V238H34ZM139 237V236H138ZM146 237V236H145ZM150 237V236H149ZM153 237V236H152ZM160 237V236H159ZM99 238V239H98ZM109 238V237H108ZM107 238V240L109 241V239ZM167 238V237H166ZM186 238V237H185ZM105 239H106V236H105ZM144 239V238H143ZM161 239H162V237H161ZM142 240V239H141ZM158 240V239H157ZM165 240V239H164ZM215 240H216V238H215ZM37 241V240H36ZM102 241V240H101ZM108 241L106 242V243H108ZM110 241H111V239H110ZM225 241V240H224ZM243 241V240H242ZM99 242V243H98ZM105 242H103L102 244H104ZM163 242V241H162ZM245 242V241H244ZM33 243V242H32ZM66 245H65V244ZM105 243V244H106ZM112 243L113 242H111L109 245H112ZM190 243V242H189ZM226 243V242H225ZM239 243V242H238ZM89 244H90V246H89ZM156 244V243H155ZM23 245V246H22ZM125 245V246H124ZM245 245V244H244ZM106 246V245H105ZM104 246V247H105ZM92 247V248H91ZM160 247V246H159ZM244 247V246H243ZM110 249V248H109ZM161 249V248H160ZM114 250V249H113ZM121 250H120V253H119V255L121 254ZM195 250V249H194ZM103 252H105V251H103ZM233 253V252H232ZM112 255V254H111ZM114 255V254H113ZM118 255V256H119ZM194 255V254H193ZM114 257V256H113ZM121 257V256H120ZM198 257V256H197ZM65 258H68L66 261H64L63 259H65ZM102 258H104V257H102ZM101 258V259H102ZM195 258V257H194ZM100 259V260H101ZM108 259V258H107ZM128 260H129V258H127ZM106 260V259H105ZM97 261V260H96ZM28 262V263H29ZM93 262V261H92ZM107 262H109V261H107ZM114 262H115V260H114ZM164 262V261H163ZM169 262V261H168ZM94 263V262H93ZM98 263V262H97ZM96 263V264H97ZM101 264V263H100ZM166 264V263H165ZM179 264V263H178ZM180 264H187V263H180Z\"/></svg>",
  "mask_w": 264,
  "mask_h": 264
}]
</instances>
